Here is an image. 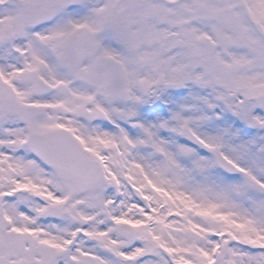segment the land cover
I'll return each instance as SVG.
<instances>
[{
  "label": "snow or ice",
  "instance_id": "snow-or-ice-1",
  "mask_svg": "<svg viewBox=\"0 0 264 264\" xmlns=\"http://www.w3.org/2000/svg\"><path fill=\"white\" fill-rule=\"evenodd\" d=\"M0 264H264V0H0Z\"/></svg>",
  "mask_w": 264,
  "mask_h": 264
}]
</instances>
